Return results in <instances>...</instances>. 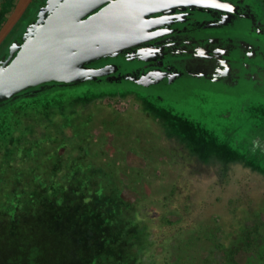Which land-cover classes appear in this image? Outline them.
<instances>
[{"label":"rangeland","instance_id":"1","mask_svg":"<svg viewBox=\"0 0 264 264\" xmlns=\"http://www.w3.org/2000/svg\"><path fill=\"white\" fill-rule=\"evenodd\" d=\"M4 11L0 2V20ZM18 26L0 48L6 63L22 43V37L15 39L20 33ZM138 50L136 54L145 51ZM132 55V51L121 52L96 61L113 62L129 70L136 62L129 60ZM165 60L172 66L179 61L169 59V55ZM195 66L201 68L204 64L198 60L189 67ZM182 74L170 86L175 90L168 107L149 101L144 104L146 108L139 102L137 111L125 109L124 103L132 102L127 90L120 88L116 93L111 83L92 82L96 79L77 86L55 85L35 94L34 89L25 90L7 107L0 105V133L17 122L29 124L18 132L49 122L63 124L69 162L98 170L103 177L100 181L112 194L130 210L147 213L157 226H163L166 217L182 223L178 235L171 240L165 238L163 243H169L157 248L159 257L166 258L165 264H225L222 249L230 245L238 231L252 221L264 222V159L260 163L255 160L264 150V78L248 84H228L192 79L185 76L184 70ZM149 110L156 114H149ZM166 113L176 119L169 121L171 128L161 129L162 122L155 117L159 119ZM38 131L34 129V133ZM75 136L85 142L79 144ZM54 148L57 150V143ZM186 218L192 227H187ZM134 222L128 223L127 237L119 242L106 241L114 243L108 249L94 238L95 219L92 224L86 223L77 242L83 245V251L80 249L75 256L55 255L52 244L63 241L58 234L54 240L29 236L22 244L26 246L27 262L18 257V251H6V241L0 240V264H59L56 261L60 259L66 264H86V254L96 255L99 249L112 258L122 252L124 255L119 257L124 258L118 260L119 264H135V257L128 262L129 252L136 250L135 241L130 242ZM175 229L170 226V230ZM75 232L72 226L66 235L71 238ZM62 249L70 250L69 246ZM103 264L110 263L107 260Z\"/></svg>","mask_w":264,"mask_h":264},{"label":"trees","instance_id":"2","mask_svg":"<svg viewBox=\"0 0 264 264\" xmlns=\"http://www.w3.org/2000/svg\"><path fill=\"white\" fill-rule=\"evenodd\" d=\"M12 102L13 99L0 105L5 108ZM28 125L17 122L5 133H0V240L6 241V251H18V257L27 262L26 246L22 244L30 239L29 236L43 235L54 240L58 234L63 241L52 244L55 255L75 256L80 249L83 251V245L77 244L80 231L94 219L97 222L94 238L102 243L103 248L104 243L105 248H113L114 243L107 244L106 241L119 242L122 237H127L130 233L128 223L134 220L131 226L134 238L130 242L135 241L133 249L136 250L129 252L128 262L135 257L138 259L135 264L167 263L164 256L159 257L157 248L169 243H163L165 238L171 240L178 235L183 227L180 221L166 217L162 220L163 226H157L147 213L130 210L129 205L112 194L109 186L100 181L103 177L98 170L90 165L83 168L69 162L68 152L64 150L66 131L63 124L49 122L18 132ZM34 129H38L39 134L34 133ZM74 138L79 144L85 142V139L81 141L82 137ZM56 143L57 150L54 148ZM261 154L259 163L264 159ZM185 222L189 223L188 228L193 226L189 218ZM72 226L77 232L69 238L66 231ZM170 226H176V229L170 230ZM229 242L230 245L222 249L225 264H264V222H250ZM66 246L70 250L62 249ZM115 254L112 258L99 249L96 255L86 254L88 259L85 262L103 264L108 260L110 264H119L118 260L124 258L119 254L123 253ZM56 262L66 264L63 259Z\"/></svg>","mask_w":264,"mask_h":264},{"label":"flooded vegetation","instance_id":"3","mask_svg":"<svg viewBox=\"0 0 264 264\" xmlns=\"http://www.w3.org/2000/svg\"><path fill=\"white\" fill-rule=\"evenodd\" d=\"M61 1L31 0L19 21L0 44V48L18 24L21 25L17 29L20 33L15 35L17 40L27 35L28 24L43 22ZM117 1L120 0H113ZM128 1L161 2L157 7L163 10L149 16L161 20L162 24L159 27L161 36L116 53L132 51L133 55L129 60L136 62L132 63L133 67L129 70H123L119 64L115 65L113 62L96 60L84 65L89 69L116 66L115 72L96 78L92 82L104 85L111 83L116 93L120 88L127 90L132 102L124 103L126 110L132 108L137 111L141 103L146 107L144 104L149 101H157L160 105L168 107L169 97L175 90L170 86L176 81L178 74L184 75L183 70L187 74L185 76L192 79L204 78L209 82L228 84H248L264 78V0H208L226 4L227 7L224 9L185 6L181 3L184 2L182 0L178 1L179 3L169 0ZM0 2L5 10L0 20L1 28L17 0ZM139 48L145 51L136 54ZM167 55L169 59L174 58L175 62L179 60L178 64L176 66L175 63L173 66L165 64ZM198 60L204 67H189ZM5 61L6 57L0 54L1 68L6 65ZM82 83L68 85L77 86ZM55 85L64 84L46 83L31 89L35 90L33 93L35 94L37 90L41 93ZM148 112L151 115L156 114L154 110L153 113H150V110ZM155 119L162 122L161 129L163 126L169 129L172 127L169 121L176 118L166 113L165 116ZM179 128L177 124L176 129ZM262 153L264 154V150ZM259 158H261L259 154L255 156V160Z\"/></svg>","mask_w":264,"mask_h":264},{"label":"water","instance_id":"4","mask_svg":"<svg viewBox=\"0 0 264 264\" xmlns=\"http://www.w3.org/2000/svg\"><path fill=\"white\" fill-rule=\"evenodd\" d=\"M182 1L185 6L227 7L208 0ZM30 2L17 0L0 28V44ZM160 3L62 0L43 22L29 24L15 56L0 66V104L42 84L68 85L115 72L116 66L89 69L84 65L160 37L161 20L149 18L163 10L157 7Z\"/></svg>","mask_w":264,"mask_h":264}]
</instances>
